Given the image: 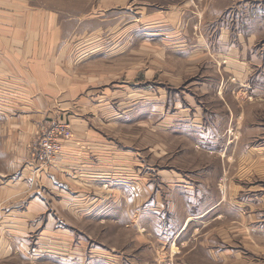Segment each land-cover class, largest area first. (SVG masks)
Returning <instances> with one entry per match:
<instances>
[{
    "label": "rangeland",
    "instance_id": "1",
    "mask_svg": "<svg viewBox=\"0 0 264 264\" xmlns=\"http://www.w3.org/2000/svg\"><path fill=\"white\" fill-rule=\"evenodd\" d=\"M21 1L75 94L13 141L0 105L1 264H264V0Z\"/></svg>",
    "mask_w": 264,
    "mask_h": 264
},
{
    "label": "crops",
    "instance_id": "2",
    "mask_svg": "<svg viewBox=\"0 0 264 264\" xmlns=\"http://www.w3.org/2000/svg\"><path fill=\"white\" fill-rule=\"evenodd\" d=\"M211 1L204 0V5ZM182 32L184 37L179 40L184 45L182 48L188 44L191 46L187 28H183ZM69 40V34L50 14L32 9L21 0H0V105L3 111L17 108L23 112L10 119L1 118L4 135L5 128L20 127L9 141L16 140L14 137L26 136L28 130L25 128L29 126L27 118L39 111L53 109L56 102L63 109L71 105L75 89L65 68V65H70L67 57ZM202 41L192 46L202 45L204 54L201 52V55L193 56V60L209 53V43L204 38ZM82 45L85 48L92 43ZM83 51L91 55L85 49ZM7 98H12L13 102L9 104ZM71 158H75V154L73 156L71 152H64L65 163L71 162ZM50 182L53 188V176ZM20 240L22 238L18 230L0 237V264L21 257L22 249L25 248H22ZM15 241L19 242V247H16L17 243L15 246Z\"/></svg>",
    "mask_w": 264,
    "mask_h": 264
},
{
    "label": "built area",
    "instance_id": "3",
    "mask_svg": "<svg viewBox=\"0 0 264 264\" xmlns=\"http://www.w3.org/2000/svg\"><path fill=\"white\" fill-rule=\"evenodd\" d=\"M46 151L49 153L50 151H52L51 146H46Z\"/></svg>",
    "mask_w": 264,
    "mask_h": 264
}]
</instances>
